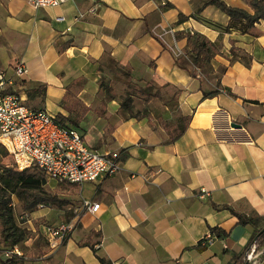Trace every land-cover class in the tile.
<instances>
[{
    "label": "crops",
    "instance_id": "obj_1",
    "mask_svg": "<svg viewBox=\"0 0 264 264\" xmlns=\"http://www.w3.org/2000/svg\"><path fill=\"white\" fill-rule=\"evenodd\" d=\"M207 1L67 0L33 8L0 0V71L13 75L23 64L14 89L26 105L69 117L66 126L120 162L113 175L64 184L75 189L66 204L74 228L48 249L40 227L19 249L23 264H105L98 257L109 264H232L243 252L251 229L226 206L264 215V20L256 36L226 32L228 16ZM224 1L252 12L247 0ZM179 14L186 18L178 21ZM179 31L199 32L220 50L207 74H189ZM131 82L152 85L191 115L178 138L165 141L155 123L161 99L139 98L136 106ZM212 88L218 92L203 97ZM126 96L132 112L152 116L153 127L129 116ZM85 201L98 202L97 210ZM210 226L228 234L201 245Z\"/></svg>",
    "mask_w": 264,
    "mask_h": 264
},
{
    "label": "built area",
    "instance_id": "obj_2",
    "mask_svg": "<svg viewBox=\"0 0 264 264\" xmlns=\"http://www.w3.org/2000/svg\"><path fill=\"white\" fill-rule=\"evenodd\" d=\"M65 1L26 0L33 8L56 6ZM26 71L23 64L14 68L13 75L0 71V146L10 156L11 164L18 170L37 166L43 170L47 180L55 182L80 184L115 174L120 168L116 154L98 152L84 141L77 129L60 125L46 111L31 109L26 105L22 95L14 89L15 79ZM84 204L92 212L99 206L98 202L85 201ZM44 207L39 205L38 209ZM73 228L72 222H65L58 225L44 224L41 231L47 246L55 249ZM214 238V234L208 233L200 244H210ZM255 251L256 248L252 246L246 253V259L251 260ZM6 255L22 256V253L14 245Z\"/></svg>",
    "mask_w": 264,
    "mask_h": 264
},
{
    "label": "trees",
    "instance_id": "obj_3",
    "mask_svg": "<svg viewBox=\"0 0 264 264\" xmlns=\"http://www.w3.org/2000/svg\"><path fill=\"white\" fill-rule=\"evenodd\" d=\"M206 3L215 5L228 16L227 25L222 27L224 31L227 32L230 31V29L235 28L240 31V33H247L253 36L258 34L255 25L260 20H264V0H247L248 6L252 9V12L243 8L231 6L224 0H208ZM185 18L186 16L179 14L178 21H182ZM175 35L186 39V55L192 65V68L188 70L189 74L192 77H195L199 72L207 74L210 60L216 54H221L216 45L206 36L196 31H179L176 32ZM230 53L232 54L233 59V57L236 56L233 46L230 48ZM7 91L9 92L10 90ZM217 92L218 88L202 89L203 97H211ZM139 94L145 96L143 97L144 101H149L152 98L163 100L159 90L156 89L155 91H152V85L147 83L139 90ZM63 99L65 100V96ZM131 102V96H126L121 100V105L128 109L129 116L136 118L145 117L150 126L153 127L152 116L145 110L143 112H132L129 108ZM86 110L87 108H84V112ZM190 117V114L180 115L178 120L174 123L161 121V127L166 134L165 141L171 142L178 138L186 128ZM68 118L69 117H65L61 114H56L54 116L55 121L63 126H66L65 122L68 121ZM71 121L74 124L76 123V120ZM4 152L7 155L5 150ZM46 183L47 179L43 170L37 166L18 170L11 163L0 164V243L3 245V248H0V255L2 253L6 255V252L10 248L28 237V230L15 223L12 212L13 197L18 200L22 213L25 215L34 212L38 209L39 205L63 206L69 203L68 198L59 197L57 194L49 193L45 189ZM57 183L63 185L71 184V182L68 181H60ZM226 207L237 217L238 224L248 226L251 229V235L245 249L242 253L235 256L232 264H247L246 253L252 246L256 249L262 250L261 253L263 260L261 264H264V215H259L253 210L240 212L230 206ZM209 230L210 233L217 237L226 236L228 234L227 231L218 226H210ZM98 258L101 262L109 264L103 258ZM0 264H23V259L22 256L6 255L5 258L0 256Z\"/></svg>",
    "mask_w": 264,
    "mask_h": 264
},
{
    "label": "rangeland",
    "instance_id": "obj_4",
    "mask_svg": "<svg viewBox=\"0 0 264 264\" xmlns=\"http://www.w3.org/2000/svg\"><path fill=\"white\" fill-rule=\"evenodd\" d=\"M122 86H126V85L124 84ZM126 87L133 93L139 92L140 90L138 85L132 82L128 84ZM122 91H126V88L119 87L118 92H122ZM124 94L125 93H122V95ZM139 98L143 99V97L140 94L135 95L134 100H135L136 106H139L141 104V101L139 100ZM170 103L171 102H169V100H164V99L157 100L155 105L153 106V109L156 114H160L161 111L163 112L162 114L156 116V119H155V123L159 125L160 127H161V124H160L161 121H166L168 123H174L178 120L179 116L182 115L180 114L177 106H175L174 103H171V104ZM164 105H166L167 107L166 109L164 108ZM11 162L12 161H11L10 156L8 154L6 155L4 150L0 147V164H3V163L7 164ZM45 189L51 194H57L59 197H65L73 202L75 201L74 199L75 189H72L70 186L58 184L57 182L53 180H47V183L45 184ZM68 206L69 205L45 206L44 208L36 209L34 212H36L37 215L31 216L30 213L28 215H25L22 213L20 204L15 197H13V200H12V212H13L15 223L18 226L28 230V233H27L28 237L34 236L35 234H39L40 232L39 228L44 224L57 225L58 223L67 222L69 218L71 217V212H72V208L68 209ZM41 213L42 214L45 213V215H40ZM29 226H32L35 230L31 231V229H29ZM23 241L16 244L18 249L21 248ZM0 248H3V245L1 243H0ZM47 248L50 249L48 246ZM261 251H262L261 249H256V251L252 254L251 260L246 259V263L247 264H261L263 260ZM0 256L2 258H5L6 255L2 253Z\"/></svg>",
    "mask_w": 264,
    "mask_h": 264
},
{
    "label": "water",
    "instance_id": "obj_5",
    "mask_svg": "<svg viewBox=\"0 0 264 264\" xmlns=\"http://www.w3.org/2000/svg\"><path fill=\"white\" fill-rule=\"evenodd\" d=\"M230 125L231 126H234V127H240V124L236 123V122H230Z\"/></svg>",
    "mask_w": 264,
    "mask_h": 264
}]
</instances>
